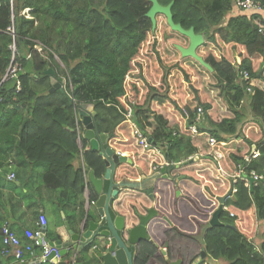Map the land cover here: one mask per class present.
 <instances>
[{
    "label": "trees",
    "instance_id": "1",
    "mask_svg": "<svg viewBox=\"0 0 264 264\" xmlns=\"http://www.w3.org/2000/svg\"><path fill=\"white\" fill-rule=\"evenodd\" d=\"M158 1H173V20L204 35L197 52L212 71L181 56L174 43L187 46L188 38L171 30L164 15L157 14L151 29L149 0H0V80L11 60L21 65L17 78L0 84V167L20 165L19 157L42 167L41 182L56 193L58 206L75 203L86 190L85 174L101 178L105 172L103 158L87 148L76 111L81 103L92 104L98 131L130 159L116 166V182L165 168L166 176L160 173L150 188H123L111 207L128 228L150 208L157 211L148 231L166 255L143 240L134 264H188L202 250L226 264H264V233L257 247L250 242L264 219V18L256 12L232 15L237 0ZM26 8L29 17L22 13ZM11 25L14 39L7 32ZM166 51L174 62L163 56ZM51 77H63V88L50 91ZM175 83L182 87L172 90ZM248 110L250 119L244 117ZM194 123L199 132L191 131ZM135 129L155 145L144 147ZM213 150L220 156H211ZM81 155L83 166L75 167ZM179 161L186 163L176 166ZM251 171L262 180L250 190ZM87 184L93 204L98 195ZM230 189L219 214L225 225L209 226L218 197ZM79 264L96 259L82 256Z\"/></svg>",
    "mask_w": 264,
    "mask_h": 264
},
{
    "label": "water",
    "instance_id": "2",
    "mask_svg": "<svg viewBox=\"0 0 264 264\" xmlns=\"http://www.w3.org/2000/svg\"><path fill=\"white\" fill-rule=\"evenodd\" d=\"M150 7L145 13L151 21V29L156 28L157 14L165 16L166 23L171 30L177 31L181 35L188 38V45L183 46L181 44H174L176 49L180 52L182 57H192L197 60L202 66L206 67L209 71H212V66L204 60V58L198 54L197 48L204 43V35L202 33H196L193 26L185 29L180 23L173 20L172 5L173 1H170L166 5H162L158 0H149ZM45 73H53L51 69H48ZM51 87L49 90L55 88H61V80H56L54 77L50 78ZM79 115L82 117V123L85 127L84 137L89 141V147L92 150L98 151L103 157L104 164L106 166L105 173L102 178L94 177L92 172H89L88 179L93 184L98 199L95 202L98 217L84 218L78 225V230H73L68 225V222H64V227L67 231V238L65 240L58 239L55 242L48 241L50 246L56 245L61 255L65 254L68 247H72L77 251L84 250L93 252L94 249L103 251V254H99L98 259L100 264H117L116 259L120 264H134V252L131 251L141 241L146 240L148 235V222L157 214L154 208H150L145 215L139 217V223L133 227H126L125 218L120 214H114L111 211L114 199L117 194L124 187L132 188H144L147 185V178L142 176L140 180H129L123 178L119 182L114 180V174L116 166L123 161H130L129 158L123 155H117L115 150L107 143V135L98 132V128L94 123L95 111L92 104L81 103L78 109ZM152 141L151 138L148 139ZM186 162H180L176 166H181ZM165 168H161L160 172L162 176H166L164 173ZM158 176L157 173L150 176L151 181ZM108 181L107 189H104V182ZM150 181V180H149ZM252 182V179H250ZM149 186V185H148ZM179 193V191H177ZM231 193L229 190L225 197L218 198L220 204L218 208L213 212L208 224L209 226H223L225 225L219 219V214L222 211V203L224 199ZM228 225V224H226ZM45 230V227L40 229ZM150 243H154L152 238H149ZM162 254H166L165 250H162ZM203 257L205 252L202 250L200 253ZM52 256L49 255L48 258ZM36 262V260H35ZM37 263V262H36ZM201 263V260H198ZM197 263V264H198ZM62 264V263H59ZM168 264H182V261L176 260L168 262Z\"/></svg>",
    "mask_w": 264,
    "mask_h": 264
},
{
    "label": "crops",
    "instance_id": "3",
    "mask_svg": "<svg viewBox=\"0 0 264 264\" xmlns=\"http://www.w3.org/2000/svg\"><path fill=\"white\" fill-rule=\"evenodd\" d=\"M254 12L260 14L264 18V9L261 11L242 10L237 7V5L233 7L232 14L235 13L236 15H249ZM202 124L206 125V122L204 121ZM221 143L224 144L223 142ZM215 152L219 153L218 151ZM254 154H256L257 156L258 152ZM21 159V157L18 158L20 165H17L18 163L13 162L12 165L0 167V223L3 222L1 220H4V222L7 223L12 231L18 236L22 248L26 249V246L31 245L33 253L30 254V252H28L27 250H23L22 255H24V257L20 261H17L15 259L12 252L8 254L9 256H3L2 253H0V264H51V262L43 263L41 261H38L39 255H41V249L39 246L34 245L32 237L37 230L45 227V235L47 237L48 235L55 237L59 236V238L66 239L67 231L64 227L65 221L68 222L70 228H72L73 230H78L79 223L84 218H87V215L94 218L98 217L97 208L94 205L92 207L88 202L87 175L89 171L85 174L86 190L83 193L82 197H80L79 200H77L75 203L71 202L67 204V206L65 205L64 207L60 208L56 200V193L46 189L41 182L40 175L43 172L41 171L43 170V168L34 167L35 165L33 163H30L29 161L23 162V160ZM72 164L75 167L80 165L83 166L82 155L80 157L78 156ZM10 174L14 175L12 179L8 178ZM140 178L141 177L136 180L142 181V179ZM145 178L147 177L145 176ZM150 179L151 177L149 176V178L143 180L147 181V185L145 188H150L154 184V181L152 182ZM261 180L256 181V185ZM256 185L253 182V186ZM256 231V235L251 237L250 239V242H252L255 247H257L259 245V242L262 240V234L264 233V219H261L258 222ZM2 244L3 243L1 241L0 252L2 249ZM73 254H75V264L80 263L82 256H86L90 259L95 256L93 252H86L83 248L78 253L71 250L60 260L63 261L64 264H69V259L70 257H73ZM35 260H37V263L35 262ZM212 261H216V263L220 262L221 264H226V262L221 259ZM205 264H207V261L205 262Z\"/></svg>",
    "mask_w": 264,
    "mask_h": 264
},
{
    "label": "built area",
    "instance_id": "4",
    "mask_svg": "<svg viewBox=\"0 0 264 264\" xmlns=\"http://www.w3.org/2000/svg\"><path fill=\"white\" fill-rule=\"evenodd\" d=\"M239 5L246 10H263L264 7L262 5H260V3L255 2L253 0H240L239 1ZM22 13L24 14L25 11H22ZM259 31L262 32V29L259 28ZM7 32L9 34H11L12 38L14 39L15 37V30H14V26H8L7 28ZM10 49L12 51V53L14 54L16 47L14 44L10 45ZM21 65H19L17 62H14L13 60H11L10 65L8 66L6 73L3 75V77L0 80V84L9 79V78H17V71L20 70ZM246 73L244 74V76L246 77ZM20 84L17 83V88H19ZM192 130L195 131V127H192ZM135 133L141 137L142 135L135 130ZM145 139L142 138L141 142H144ZM209 143L210 145H213L215 143V139L213 137L209 138ZM240 172V171H239ZM13 174H10L8 176L9 179L13 178ZM254 179H259L261 177L257 176L256 174H253ZM229 215L233 216V212H230ZM2 232L4 234L3 238H2V243L4 245V247L1 250V253L3 256H9V253H13L14 257L17 261H20L23 259L24 255H22L23 250H27L28 252H30V254H32V247L31 245L26 246V249H23L20 243V240L18 238V236L9 228V226L7 225V223H4L2 225ZM33 241H34V245L39 246L41 249V255H40V261L41 262H48L49 258L48 256L50 255L51 252H54L55 254H57V250L55 248H51L49 247L42 239H41V230H37L34 233V236L32 237Z\"/></svg>",
    "mask_w": 264,
    "mask_h": 264
},
{
    "label": "bare ground",
    "instance_id": "5",
    "mask_svg": "<svg viewBox=\"0 0 264 264\" xmlns=\"http://www.w3.org/2000/svg\"><path fill=\"white\" fill-rule=\"evenodd\" d=\"M239 1L240 0H237L236 1V5H237V7H239L240 9H242V10H246V9H243L240 5H239ZM253 1H255V0H253ZM255 2H258V1H255ZM258 3H260V2H258ZM260 5H262L263 7H264V4H262V3H260ZM258 11H261V10H258ZM26 12H28V10L27 11H25V13ZM24 13V14H25ZM26 15V17H29V15L28 14H25ZM201 46V45H200ZM246 72H243V76H244V74H245ZM247 74V73H246ZM245 77V76H244ZM246 77H247V75H246ZM245 77V78H246ZM56 80H58V79H56ZM61 84H62V86H61V88L60 89H62L63 88V82H62V80H61ZM80 105V104H79ZM78 109H79V106L77 107V109H76V111H77V115L80 117V121H81V124H82V126H83V128H84V130H83V132H82V137L84 138V139H86L85 137H84V132H85V127H84V125H83V123H82V117H81V115H79V113H78ZM127 116H131V111L130 110H128V112H127ZM94 119V118H93ZM195 120L196 121H198V122H200V124H202L203 122H204V118L201 116V115H197L196 116V118H195ZM200 124H191L189 127H190V129H191V131L192 132H199V130H198V125H200ZM192 127H195V131L194 130H192ZM135 130H137V129H135ZM138 131V130H137ZM99 132V131H98ZM139 132V131H138ZM100 133V132H99ZM140 133V132H139ZM100 134H102V133H100ZM141 134V133H140ZM138 136V135H137ZM139 137V136H138ZM142 138H144L145 139V141L144 142H141L142 141ZM149 139V138H148ZM146 137H144V136H141V137H139V142L141 143V144H143V146L144 147H148V146H151V145H155V142L152 140V141H149ZM152 139V138H151ZM87 140V142H88V148L90 149V147H89V141H88V139H86ZM215 142H216V140H215ZM108 143V142H107ZM210 144V143H209ZM215 144V143H214ZM213 144V145H214ZM213 145H211V146H213ZM90 150H92V149H90ZM93 151H95V150H93ZM96 152H98V151H96ZM98 154H99V152H98ZM116 154L117 155H121V153L120 152H116ZM100 155V154H99ZM210 155L211 156H213V157H215V158H217V157H219V153H217V152H215V151H212L211 153H210ZM101 156V155H100ZM256 156V154H254L253 155V157H255ZM102 157V156H101ZM193 156H191V157H189V159L190 158H192ZM103 158V157H102ZM194 160H196L197 159V156H195L194 158H193ZM246 160H249V157H246ZM104 161V160H103ZM123 162H130V161H123ZM166 164H168V163H166L165 162V164H164V166L166 165ZM161 168H163V166H161ZM105 169H106V166H105ZM240 171V172H239ZM89 172H92V171H89ZM89 172H88V174H89ZM241 172H242V167L241 166H239L238 167V169L236 170V172H235V175H240L241 174ZM93 173V172H92ZM105 173V172H104ZM159 173H161V172H159ZM159 173H157L158 174V176H159ZM163 174V173H162ZM253 174H255L254 173V171H251L250 172V174H249V177H248V181H249V188H250V190L252 189V187H253V182H254V184L256 185V181H258V180H261L262 179V176H260V175H257V176H259V177H261V178H259V179H254V176H253ZM94 175V174H93ZM104 175V174H103ZM154 175V174H153ZM142 176H144V175H141V178H142ZM158 176H156L155 177V179H153L152 180V182L153 181H155L156 180V178L158 177ZM95 177V176H94ZM102 178V177H101ZM140 178V179H141ZM144 178H145V176H144ZM250 179H252V182H250ZM87 180L89 181V179H88V175H87ZM151 180V179H150ZM90 182V181H89ZM105 182H107V186H108V181H105ZM105 182H104V186H105ZM90 184L92 185V188L95 190V188H94V186H93V184L90 182ZM124 188H132V187H124ZM145 188V187H144ZM107 189V188H106ZM136 189V188H135ZM231 190V189H230ZM234 191V190H233ZM95 192H96V190H95ZM229 192V191H228ZM97 193V192H96ZM228 194V193H227ZM226 194V195H227ZM232 194V190H231V193L229 194V195H231ZM98 195V194H97ZM225 195V196H226ZM228 195V196H229ZM225 196H223V197H225ZM218 198H221V197H218ZM97 199H98V196H97ZM96 199V200H97ZM225 200V199H224ZM219 201V200H218ZM96 202V201H95ZM95 202L93 203V205L96 207V205H95ZM224 202V201H223ZM222 209H223V203H222ZM41 239L49 246V247H51V248H55L56 250H57V254H55L54 252H51L50 253V255L52 254V256L49 258V263L51 262V264H59V263H62V264H64V262L63 261H61L60 259L62 258V257H64V256H66L71 250H73V251H75V252H79V251H77V250H75V249H73L72 247H68L67 248V251H66V253L65 254H63V255H61L60 253H59V249L56 247V245H54V246H50L49 244H48V241H53V242H55L56 240H58V239H62V238H58V239H56V240H51L50 238H48L46 235H45V230L44 231H41ZM62 240H65V239H62ZM131 251H135V248H132L131 249ZM34 253H36V252H34ZM93 253L95 254V256H93L95 259H96V264H100V260L98 259V257H99V254H103L104 252L103 251H101V250H98V249H94V251H93ZM49 257V256H48ZM36 259H37V257H36ZM39 260L38 261H40V255H39V258H38ZM71 259V260H70ZM70 259H69V264H75V254H73V257L71 258L70 257ZM37 261V260H36ZM116 262H117V264H120L119 262H118V260L116 259Z\"/></svg>",
    "mask_w": 264,
    "mask_h": 264
},
{
    "label": "rangeland",
    "instance_id": "6",
    "mask_svg": "<svg viewBox=\"0 0 264 264\" xmlns=\"http://www.w3.org/2000/svg\"><path fill=\"white\" fill-rule=\"evenodd\" d=\"M29 8H26L24 11H27ZM25 14H28L29 15V13L28 12H26ZM232 15H236L235 13H233ZM163 30H165L166 28L165 27H163L162 28ZM167 32V31H166ZM164 44V42L163 43H161L160 45H159V47H161L162 45ZM174 44H180V43H174ZM182 45V44H181ZM185 46V45H184ZM232 53L234 54V56L236 57V55H238L237 54V49L236 48H232ZM165 55H167V57L170 59V60H172V62H174L175 60H176V57L171 53V52H169V51H166V52H164L163 53V56L165 57ZM29 56V55H28ZM56 60H58V62L60 63V61H59V59L58 58H56V57H54ZM61 64V63H60ZM62 65V64H61ZM62 80L64 81V79H63V77H62ZM64 83H65V81H64ZM157 83H159L158 81H157ZM184 85H186V84H183V86ZM178 87H182V86H179V85H177V83H175V85H173L172 84V90L174 89V90H176V89H178ZM187 94H188V99H190V98H192V93H191V91L188 89L187 90ZM187 99V100H188ZM165 104V106H166V108H168V109H172L173 108V105L172 104H170V103H168V102H166V103H164ZM164 104L163 105H159L160 106V108H162V109H164L165 110V108H164ZM158 106H156L155 108H157ZM245 118H247V119H250L251 118V112L248 110V111H246V113H245V116H244ZM80 145V144H79ZM81 146V145H80ZM35 167V166H34ZM41 171H43V170H41ZM91 206L93 207V204H91ZM198 255V254H197ZM205 257V258H204ZM203 258H204V260H203V262L202 263H204V262H206L207 261V263H210V264H221L220 262H217L216 263V261H212L211 259H207V257L206 256H204Z\"/></svg>",
    "mask_w": 264,
    "mask_h": 264
},
{
    "label": "flooded vegetation",
    "instance_id": "7",
    "mask_svg": "<svg viewBox=\"0 0 264 264\" xmlns=\"http://www.w3.org/2000/svg\"><path fill=\"white\" fill-rule=\"evenodd\" d=\"M149 238H152L151 236H150V234H149V231H148V235H147V238H146V240L148 241V239ZM156 247H157V249H159V250H161L162 248L161 247H159L158 245H156L155 244V242L153 243ZM139 246V244L138 245H136L135 246V250H137V247ZM162 250H165V252H166V247H163V249ZM166 255V254H165ZM164 255V256H165ZM205 258V257H204ZM204 258H203V256L201 255V254H199V255H197V256H195L194 257V259H191L190 261H189V263L188 264H197L198 263V260H204ZM177 260H179V259H177ZM181 260V259H180ZM172 261H176V260H170L169 262H172ZM182 261V260H181ZM199 264V263H198ZM201 264V263H200ZM203 264H205V263H203Z\"/></svg>",
    "mask_w": 264,
    "mask_h": 264
},
{
    "label": "clouds",
    "instance_id": "8",
    "mask_svg": "<svg viewBox=\"0 0 264 264\" xmlns=\"http://www.w3.org/2000/svg\"><path fill=\"white\" fill-rule=\"evenodd\" d=\"M162 249H163V248H162ZM162 249H161V252H162ZM202 262H203V260L201 261V264H203ZM204 263H205V262H204Z\"/></svg>",
    "mask_w": 264,
    "mask_h": 264
}]
</instances>
